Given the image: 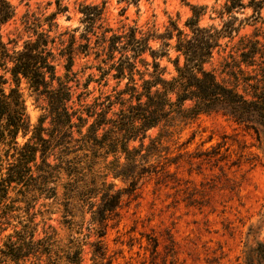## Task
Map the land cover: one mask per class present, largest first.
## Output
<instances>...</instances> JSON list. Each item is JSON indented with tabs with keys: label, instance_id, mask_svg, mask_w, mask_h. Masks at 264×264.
Listing matches in <instances>:
<instances>
[{
	"label": "trees",
	"instance_id": "1",
	"mask_svg": "<svg viewBox=\"0 0 264 264\" xmlns=\"http://www.w3.org/2000/svg\"><path fill=\"white\" fill-rule=\"evenodd\" d=\"M216 2L220 24L200 25L206 7L191 6L182 27L170 19L159 31L125 20L111 26L106 1L78 3L80 26L61 28L69 7L53 0L50 14L27 11L5 40L15 11L0 0V264H113L109 222L124 196L164 171L153 163L182 125L217 113L260 138L264 0ZM27 97L41 111L33 126ZM245 264H264L263 243Z\"/></svg>",
	"mask_w": 264,
	"mask_h": 264
},
{
	"label": "rangeland",
	"instance_id": "2",
	"mask_svg": "<svg viewBox=\"0 0 264 264\" xmlns=\"http://www.w3.org/2000/svg\"><path fill=\"white\" fill-rule=\"evenodd\" d=\"M7 1L15 17L3 28L5 40L21 27L27 11L54 10L47 6L53 0ZM102 1L107 2L105 17L111 26L125 20L162 31L171 19L182 27L192 16L191 6L206 7L200 25L221 23L212 11L219 5L216 0H139L129 6L118 0H64L70 20L58 17L59 26L79 27L78 3ZM251 30L243 27L240 34ZM84 61L78 60L75 70L81 71ZM162 65L167 67V78L175 74L172 64L165 60ZM89 66L88 62L86 73ZM26 106L33 126L41 111L31 97ZM259 132L258 139L252 129L217 113L202 114L182 125L164 144L159 161L152 162L159 168L164 165V171L146 178L133 196H124L119 218L109 222L105 243L116 258L113 264H245L255 243L264 245V129ZM113 183L117 189L125 187L120 181ZM52 220L58 227L59 215Z\"/></svg>",
	"mask_w": 264,
	"mask_h": 264
}]
</instances>
